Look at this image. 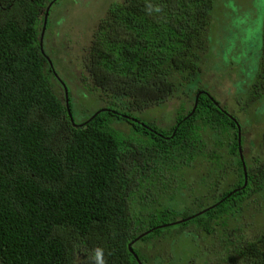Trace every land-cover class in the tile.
Returning <instances> with one entry per match:
<instances>
[{
  "label": "trees",
  "instance_id": "16d2710c",
  "mask_svg": "<svg viewBox=\"0 0 264 264\" xmlns=\"http://www.w3.org/2000/svg\"><path fill=\"white\" fill-rule=\"evenodd\" d=\"M58 1L12 0L0 23V264H76L79 244L90 248L91 264H148L135 249L138 242L189 226L211 241L222 232L225 261H233L228 255L236 250L263 264L264 223L257 229L249 218L263 211L264 165L242 149L240 130L244 187L236 124L194 80L211 49L216 0L113 2L84 43L69 40L68 32L61 40L58 29L50 36L47 20L43 54L44 11ZM261 41L264 53V19ZM54 47L68 57L63 77L52 64ZM183 88L192 106L181 105L172 126L159 128L153 109L165 91ZM81 91L102 106L78 122L73 96ZM211 175L216 183L207 182ZM174 177L180 189L185 185L180 192L171 187ZM220 178L227 183L218 184ZM196 183L205 184V198L198 196L190 213L177 202ZM159 186L172 195L154 200ZM240 230L253 237L243 245L237 237L228 247ZM209 252L204 264H213Z\"/></svg>",
  "mask_w": 264,
  "mask_h": 264
},
{
  "label": "rangeland",
  "instance_id": "374dc122",
  "mask_svg": "<svg viewBox=\"0 0 264 264\" xmlns=\"http://www.w3.org/2000/svg\"><path fill=\"white\" fill-rule=\"evenodd\" d=\"M121 1L59 0L51 7L48 17V21L52 23L50 36L58 29V36L61 40H63L64 34L68 32L69 40L84 43L92 34L91 32L96 29L98 21L103 17L110 4ZM10 3L12 6V0H0V23L5 20L6 12H8L6 6L9 7ZM263 19L264 0H216L211 20V49L206 61L204 60L200 67L202 71L200 77L197 76L194 80L195 85H204V88L206 87L216 100L225 107L227 113L235 117L234 119L238 121L244 133L241 143L242 149L252 160H258L264 165V146H261L264 142L263 139H260L261 135L264 134V53L261 50ZM49 40L54 41L55 39ZM56 44L58 46V43ZM50 51L52 64L55 65L57 71L56 74L63 77L61 71L65 68L68 57L59 47H54ZM80 62L71 60L70 65L82 67L83 63ZM259 71L263 74L261 79L257 77ZM81 84V81H78L75 87L81 90ZM51 85L59 97L63 99L59 86L53 80H51ZM66 87L68 91H71L69 85ZM186 91L188 90L183 88L176 90V92L170 91L168 94L166 91L164 92L163 102L159 108L153 109L155 116L153 122L156 126L162 129L172 126L174 114L181 105L188 111L192 106V99L184 97ZM82 93L83 95H79L77 99L75 94L73 96L74 100H77L78 106L77 111H73L74 119L78 122L86 119L94 107L98 109L102 106L99 98H92L89 94ZM195 167V170H201L202 174H205L204 167L200 165H195ZM195 170L194 172H196ZM189 178L191 177L189 176ZM207 179L208 183L213 180L215 183L218 181L212 175ZM221 180L222 178L218 184ZM170 181L172 188H175V185L178 188L175 192H180L185 187L182 185L180 189L181 186L177 185L180 180L176 179L175 181V177ZM255 181L254 184H257V179ZM182 182L183 180H181ZM188 190L179 195L181 198L178 196L177 206L179 208L187 206L190 213H195L197 204L194 201L199 198L198 196L205 198V184L202 183L200 186L196 183L189 192ZM159 192L158 197H152L156 201L172 195L160 186ZM187 192L189 196H187ZM173 195L175 196L176 193ZM258 197L261 196L258 195ZM261 207H263L261 214H257L252 220L249 218L250 223L257 229L260 228L258 224L261 220L264 223V218L262 219L264 206ZM172 231V233L164 232V235L157 240L149 239L146 240L147 242H138L135 246L136 251H142L150 264L155 261L156 263L165 261L166 264H175L176 262L177 264H204L202 258L205 261V250L208 249L211 250L208 253V261L213 264L251 263L236 250H231L228 255L233 260L231 262L225 261L226 257L219 256V254H223L221 248L224 249V240H226L222 238V232L219 233L217 239L214 236L213 241H211L206 240L203 233H195L196 230L193 226H189L183 231L177 228ZM237 237H242L243 245V240L253 236L249 235L247 231L240 230L236 237L230 239L231 243L228 247L237 240ZM89 249L84 244H79L76 264H91L89 260L92 253ZM197 251L201 255L195 258ZM210 254L212 255L209 256Z\"/></svg>",
  "mask_w": 264,
  "mask_h": 264
},
{
  "label": "water",
  "instance_id": "95a60500",
  "mask_svg": "<svg viewBox=\"0 0 264 264\" xmlns=\"http://www.w3.org/2000/svg\"><path fill=\"white\" fill-rule=\"evenodd\" d=\"M54 1H55V0H54ZM51 5H52V4H49V5L47 6V8H46L45 11H44V15H43L42 31H41V34H40V42H39V45H40V49H41V51H42V45H43L44 31H45V27H46V24H47L48 13H49V9H50ZM42 53H43V51H42ZM43 54H44V53H43ZM63 90H64V101H65V105H66L67 114H68V116L70 117L71 122H72V118H71V114H70L69 106H68V94H67V89H65V87H63ZM201 94H202V93H201ZM199 96H200V94H198V95L196 96V98H195V104H194V107H193V111H194V109H195V107H196V105H197V99H198ZM97 114H98V113H96L94 116H92V118L95 117ZM92 118H91V119H92ZM229 118H230L231 120L235 121L231 116H229ZM236 128H237V143H238V146H239V148H238V153H239L240 160H241V162H242V170H243V173H244V187H245V186L247 185V174L245 173V167H244L243 157H242L241 148H240V128H239V125H238L237 123H236ZM204 212H205V211L201 212V214L204 213ZM189 219H191V218H188L187 220H189ZM179 223H181V222H178V224H179ZM146 234H147V233H146ZM142 237H143V235L140 236V237H138L136 240H138V239H140V238H142ZM128 250H129V252H130L131 254H133V255L135 256L134 252L131 251V249H130V244L128 245Z\"/></svg>",
  "mask_w": 264,
  "mask_h": 264
},
{
  "label": "flooded vegetation",
  "instance_id": "af4514ba",
  "mask_svg": "<svg viewBox=\"0 0 264 264\" xmlns=\"http://www.w3.org/2000/svg\"><path fill=\"white\" fill-rule=\"evenodd\" d=\"M49 63V62H48ZM224 112V111H223ZM225 114H227L228 115V117L230 116V114H228L227 112H224ZM232 117V116H231ZM233 119L235 118V117H232ZM235 121H234V123L236 124H238V121L236 120V119H234ZM239 125V124H238ZM239 128H240V126H239ZM240 130H241V128H240ZM161 137V136H160ZM260 139H263V142H264V134L263 135H261V137H260ZM264 146V143H262L261 144V146ZM225 178V177H224ZM222 180H223V178H222ZM220 181V184L221 185H223V184H225V183H227V180L225 179V180H223V181ZM234 192H236V191H233L231 194H233ZM141 255H143L144 256V254L142 253V251H140L139 252ZM133 257H135L133 254H131ZM135 259H137V256L135 257ZM148 264H150V262H147ZM153 264H166V262L164 261V262H162V263H156V261L155 262H153ZM248 264H251V263H248ZM264 264V263H263Z\"/></svg>",
  "mask_w": 264,
  "mask_h": 264
},
{
  "label": "clouds",
  "instance_id": "9594fccd",
  "mask_svg": "<svg viewBox=\"0 0 264 264\" xmlns=\"http://www.w3.org/2000/svg\"><path fill=\"white\" fill-rule=\"evenodd\" d=\"M47 20H48V19H47ZM97 255H98V256L100 255L99 250L97 251Z\"/></svg>",
  "mask_w": 264,
  "mask_h": 264
}]
</instances>
